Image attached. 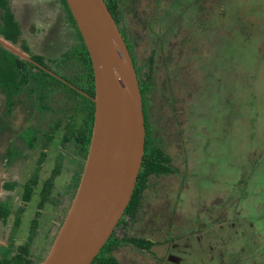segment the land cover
Instances as JSON below:
<instances>
[{
    "label": "flooded vegetation",
    "instance_id": "obj_1",
    "mask_svg": "<svg viewBox=\"0 0 264 264\" xmlns=\"http://www.w3.org/2000/svg\"><path fill=\"white\" fill-rule=\"evenodd\" d=\"M161 1L118 0L114 17L138 73L146 135L168 156L173 170L151 172L142 180L101 264H264V235L256 220L242 216L241 198H248L243 190L239 204L228 202L226 185L213 176L216 186L210 190L191 185L194 50L184 53L178 12L166 24ZM67 4L51 0L57 20L51 25L48 0H0V39L32 58L0 41V258L25 259L23 264H40L47 256L89 152L80 123L70 116L83 104L91 105L87 100L79 103L72 93L93 101L95 93L87 90L93 82L95 88V75L88 72L86 44ZM12 20L19 36L13 35ZM67 29L75 32L73 38ZM18 164L20 169L12 174ZM66 173L74 180L58 183ZM251 199L261 204L254 195ZM26 215L29 232L23 233ZM247 227L254 231L251 243L240 239ZM237 239L242 243L230 247Z\"/></svg>",
    "mask_w": 264,
    "mask_h": 264
},
{
    "label": "rangeland",
    "instance_id": "obj_2",
    "mask_svg": "<svg viewBox=\"0 0 264 264\" xmlns=\"http://www.w3.org/2000/svg\"><path fill=\"white\" fill-rule=\"evenodd\" d=\"M217 1L199 0L194 6L192 0H162L160 5L166 24L178 12V40L184 43L185 54L190 47L194 50V126L190 135L191 171L195 178L191 185L210 190L216 186L212 183L213 176L218 183L238 185L237 190L252 193L264 202V0H227V11L224 3ZM48 2L50 23L55 25V11L51 0ZM67 30L73 38L75 32ZM253 130L256 136H252ZM244 167L247 174L252 167H257L249 189L239 182ZM19 169L18 164L12 174ZM253 171L254 168L252 174ZM73 178L71 173H66L58 183ZM247 197L241 198L242 205L253 210L249 219L256 220V227L261 229L264 211L257 217V203L248 205L252 196ZM24 218L20 230L27 233V215ZM55 230L52 226V232ZM253 232L247 227V235L240 239L251 243ZM242 241L237 239L229 246Z\"/></svg>",
    "mask_w": 264,
    "mask_h": 264
},
{
    "label": "water",
    "instance_id": "obj_3",
    "mask_svg": "<svg viewBox=\"0 0 264 264\" xmlns=\"http://www.w3.org/2000/svg\"><path fill=\"white\" fill-rule=\"evenodd\" d=\"M90 53L95 116L80 183L40 264H91L128 207L145 154L146 124L138 73L106 0H67ZM20 56L22 50L0 39Z\"/></svg>",
    "mask_w": 264,
    "mask_h": 264
},
{
    "label": "trees",
    "instance_id": "obj_4",
    "mask_svg": "<svg viewBox=\"0 0 264 264\" xmlns=\"http://www.w3.org/2000/svg\"><path fill=\"white\" fill-rule=\"evenodd\" d=\"M106 1L108 3V6H109L110 10L112 11L113 15L115 16L116 15L115 13L118 12V7H119L118 0H106ZM192 1H193V5L196 6V4H197V2L199 0H192ZM65 2L67 4L66 0H65ZM217 3H219V4L224 3V9L226 11L228 10V8L225 6V5H227V6L229 5V2L227 0H219V1H217ZM221 5H223V4H221ZM67 7H68V9L70 11V14H71V17H72V20H73L74 24L78 28L77 21H76L75 17L73 16V13L71 12V9H70L68 4H67ZM196 14H198V13H196ZM119 18L121 19V16ZM206 19L210 23V19L209 18H206ZM239 19H240V17H239ZM116 20H117V18H116ZM213 22H216V19ZM235 22L236 21L234 20V23ZM205 23L208 24L206 21H205ZM12 24H13V28H14L13 35H16V33H17V35L19 36V33H20L19 27H17L16 23L13 20H12ZM78 31L80 33V36H81L82 40H83L84 38H83V36H82V34L80 32V29H78ZM223 31L225 33V30H222V33H223ZM84 51H85V54H86L85 57L87 59L88 65H89V69L91 70V71H89V69H88V72H89V74L91 73L92 77H94L92 60H91V57H90V53H89V51H88V49H87V47L85 45H84ZM16 59H18V64L20 66L21 65L20 64V62H21L20 60L21 59L17 58V57H16ZM18 73H20V72H18ZM69 89L71 91L77 93L74 89H72V88H69ZM87 91L89 93H91V94L95 93L94 82H93L92 90L91 91L87 90ZM72 94L74 96H76V98L78 99L76 101H78L79 103L82 104V100L84 102L87 100L91 104V105L83 104V106H81L82 110H79V111L76 110L75 113L70 116L73 123H76V125L80 123L78 126H80L81 129H82L81 130V136H82V141H83V147L85 148V150H87V148L89 147V143H90V140H91L92 129H93L94 113H95V105L94 104L95 103H94V101L90 100L87 96H85L83 94L81 95V93L80 94L77 93L78 95H76L74 93H72ZM78 96H80L82 98L80 99V97H78ZM87 108L89 110L88 113H87ZM81 111H84V113H81ZM79 119H81V122L78 121ZM258 133H260V132L258 131ZM252 136H256L255 130H253ZM151 138L152 137L149 134L146 135L145 149H147V151L144 154L142 167H141V170H140V173H139V177H138V181H137L136 188H135V193L133 194V197L131 199V203H129L128 209L131 208L133 206V202L136 201L137 196L135 194L138 192L139 187L142 186V180L146 179L148 174H150L151 172L172 171L173 170L172 166H171L172 165L171 161H170V159H168V156L165 155L162 152V150L158 146L157 142L151 141ZM259 139H260V137H259ZM250 166H253V165H250ZM252 168H254L253 174H252ZM252 168L250 170H248V174L245 171V167L243 168L244 169L243 170V175H242L241 178H239V182H240V184L242 186H251L252 185V184H250L251 180H252L251 177L255 175V171H256L257 167H252ZM262 176L264 178V173H263ZM224 183H225L226 188H227V199H228V202H235V203L236 202L237 203L240 202L241 203V200L239 198H237L238 195H241V191L236 189V187L238 185H236V186L228 185L229 183L228 182L226 183V181ZM243 194L245 196H253L252 193L249 195V192L246 193V192L243 191ZM253 201H254V199H250L248 205L251 204ZM257 202L261 203L260 205H258L255 208V211H257L256 216L258 217L260 211H264V208L262 207L264 205V204L262 205V203H264V202L262 200H260V199H258ZM252 212H253V210H251L250 207L243 206V214H242L243 217L251 218V216H252L251 213ZM260 226H262V225H260ZM257 228H258L259 233H261V235H264V226L261 227V229L259 227H257ZM112 242H113V240H112V238H110L107 241V243L105 244V246L102 248L100 253L95 257V259L93 260L92 264H101L102 261H104V259H106V260L108 259L107 255L109 254V247H110ZM263 243H264V241H263ZM109 258H110V256H109ZM24 262H25V259L23 260V259L17 258V257H15L13 259H11L9 256H5V257L0 258V264H23Z\"/></svg>",
    "mask_w": 264,
    "mask_h": 264
}]
</instances>
